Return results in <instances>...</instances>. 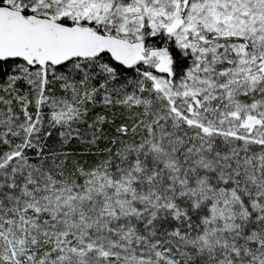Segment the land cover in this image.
Here are the masks:
<instances>
[{
    "label": "snow or ice",
    "instance_id": "1",
    "mask_svg": "<svg viewBox=\"0 0 264 264\" xmlns=\"http://www.w3.org/2000/svg\"><path fill=\"white\" fill-rule=\"evenodd\" d=\"M0 264H264V0H0Z\"/></svg>",
    "mask_w": 264,
    "mask_h": 264
}]
</instances>
